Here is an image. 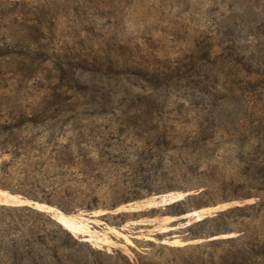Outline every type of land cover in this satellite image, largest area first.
Masks as SVG:
<instances>
[{
  "label": "rangeland",
  "instance_id": "obj_1",
  "mask_svg": "<svg viewBox=\"0 0 264 264\" xmlns=\"http://www.w3.org/2000/svg\"><path fill=\"white\" fill-rule=\"evenodd\" d=\"M72 1L0 0V46ZM116 11L128 37L203 30L222 55L191 75L1 73L0 144L21 143L0 155V264H264V0Z\"/></svg>",
  "mask_w": 264,
  "mask_h": 264
},
{
  "label": "trees",
  "instance_id": "obj_2",
  "mask_svg": "<svg viewBox=\"0 0 264 264\" xmlns=\"http://www.w3.org/2000/svg\"><path fill=\"white\" fill-rule=\"evenodd\" d=\"M121 1L73 0L71 7L64 3L56 5L55 9L51 8L52 11L47 13H32L25 18L28 32L22 34L21 39L6 42L7 38H4V46H0V74H7L15 69L22 71L25 68L36 71L40 69L42 62L45 70L57 74L191 75L204 72L206 67L212 66L215 56L222 55H217L214 50L216 44L203 30V34L194 35L189 32V28H172L169 30V40L173 44H155L151 37L146 36L138 39L135 36L128 37L124 20L116 11V4ZM59 7L61 11H58ZM193 30L195 33L199 31ZM249 79L253 80L252 74H249ZM203 94L211 95L212 92L206 91ZM224 97L225 94L217 99L221 101ZM118 110L128 117H142L148 112L150 115L153 113L142 102ZM148 121V117L146 121H142L143 128L141 122L135 121L131 125L145 131L149 130L146 126L151 122ZM21 124L23 122L9 125L3 130L17 129ZM155 129V126L151 128L152 131ZM19 143L21 142H1L0 155L3 152L14 153ZM0 185H3L1 180Z\"/></svg>",
  "mask_w": 264,
  "mask_h": 264
},
{
  "label": "water",
  "instance_id": "obj_3",
  "mask_svg": "<svg viewBox=\"0 0 264 264\" xmlns=\"http://www.w3.org/2000/svg\"><path fill=\"white\" fill-rule=\"evenodd\" d=\"M32 203H35L34 201H31ZM208 208H212V207H208Z\"/></svg>",
  "mask_w": 264,
  "mask_h": 264
}]
</instances>
